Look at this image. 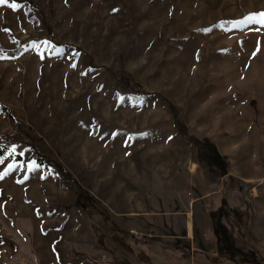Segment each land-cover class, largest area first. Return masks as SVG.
<instances>
[{
    "label": "rangeland",
    "instance_id": "obj_1",
    "mask_svg": "<svg viewBox=\"0 0 264 264\" xmlns=\"http://www.w3.org/2000/svg\"><path fill=\"white\" fill-rule=\"evenodd\" d=\"M261 12L0 4V103L14 113L0 110V264H264V25L246 20Z\"/></svg>",
    "mask_w": 264,
    "mask_h": 264
},
{
    "label": "trees",
    "instance_id": "obj_2",
    "mask_svg": "<svg viewBox=\"0 0 264 264\" xmlns=\"http://www.w3.org/2000/svg\"><path fill=\"white\" fill-rule=\"evenodd\" d=\"M18 51L17 50H14L12 53ZM0 110L3 111L8 117H12L13 116V111L12 109H10L9 107L3 105L0 103ZM3 150L0 149V154H3ZM34 152H35V160L37 163H40V164H51L53 165L54 167H56L57 171L59 172L63 182L65 183V185H67L68 187L70 188H74L75 190L78 191L79 193V196L81 199L83 200H86L90 197L89 193L78 183V181L63 167L62 164H60L58 161L54 160V159H51L49 157H46L42 154H40L36 149H34ZM210 159H212V156H210ZM212 161V160H211ZM206 162L208 163V166L210 167L212 165V163L209 161H207V158H206ZM216 217V216H214ZM219 217V216H217ZM213 218V216H212ZM212 224H213V230H214V233L217 237V241L219 242L220 241V236L218 235V229L220 226H222L223 228L225 227L223 225V223H220V219L218 218H213L212 220ZM162 247L165 249H167L168 251H171L168 249L167 246H165L164 244L162 245ZM165 249V250H166ZM169 261L171 264H182L180 262V260H177V258L179 256H175V254H171V252H169Z\"/></svg>",
    "mask_w": 264,
    "mask_h": 264
},
{
    "label": "snow or ice",
    "instance_id": "obj_3",
    "mask_svg": "<svg viewBox=\"0 0 264 264\" xmlns=\"http://www.w3.org/2000/svg\"><path fill=\"white\" fill-rule=\"evenodd\" d=\"M6 0H0V4L5 3ZM13 7H15V4L12 5ZM113 11H116L115 9ZM246 20L248 21H254L255 23L259 24V25H264V12L261 13H254V14H250L248 17H246ZM259 30V29H257ZM253 55H255V52L253 53ZM76 65L73 64L72 67H75ZM131 139V138H129ZM13 151H15V147H13ZM23 153H21L22 155ZM13 167H15V165H9L8 171H10ZM29 170H32L35 167V164H29ZM7 172L5 173H0V179L3 178L4 175H6ZM28 177L25 176L24 179H27ZM18 183H22V181H18Z\"/></svg>",
    "mask_w": 264,
    "mask_h": 264
},
{
    "label": "crops",
    "instance_id": "obj_4",
    "mask_svg": "<svg viewBox=\"0 0 264 264\" xmlns=\"http://www.w3.org/2000/svg\"><path fill=\"white\" fill-rule=\"evenodd\" d=\"M187 213H188V212H186V217H185V216L183 217V218H184V223H185L184 225H185L186 229H188V228H187ZM183 218H182V219H183ZM163 221H166V223H168L167 220H166V216H162L161 223H163ZM178 228L181 229V228H182V224H180V226L178 225ZM134 231H135V230H134ZM187 231H188V230H187ZM135 232L137 233V231H135ZM138 234H141V233H138ZM215 241H216V242H215V243H216V252L219 253V247H218V246H219V242L217 241V239H216ZM160 247H162V246H160ZM162 249L164 250L163 247H162ZM173 254H178V253H174V252H173ZM178 256H179V258L181 259V256H182V255L179 254ZM204 257L207 258L208 256L204 255ZM181 260H182V259H181Z\"/></svg>",
    "mask_w": 264,
    "mask_h": 264
},
{
    "label": "bare ground",
    "instance_id": "obj_5",
    "mask_svg": "<svg viewBox=\"0 0 264 264\" xmlns=\"http://www.w3.org/2000/svg\"><path fill=\"white\" fill-rule=\"evenodd\" d=\"M187 227L190 232V228H191V213L190 212L187 213ZM132 232H134V230H132Z\"/></svg>",
    "mask_w": 264,
    "mask_h": 264
},
{
    "label": "built area",
    "instance_id": "obj_6",
    "mask_svg": "<svg viewBox=\"0 0 264 264\" xmlns=\"http://www.w3.org/2000/svg\"><path fill=\"white\" fill-rule=\"evenodd\" d=\"M135 234H137L135 231H134Z\"/></svg>",
    "mask_w": 264,
    "mask_h": 264
}]
</instances>
